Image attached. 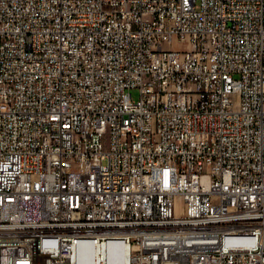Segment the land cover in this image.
<instances>
[{
  "label": "built area",
  "instance_id": "2783aa9c",
  "mask_svg": "<svg viewBox=\"0 0 264 264\" xmlns=\"http://www.w3.org/2000/svg\"><path fill=\"white\" fill-rule=\"evenodd\" d=\"M0 264H264V0H0Z\"/></svg>",
  "mask_w": 264,
  "mask_h": 264
},
{
  "label": "rangeland",
  "instance_id": "374dc122",
  "mask_svg": "<svg viewBox=\"0 0 264 264\" xmlns=\"http://www.w3.org/2000/svg\"><path fill=\"white\" fill-rule=\"evenodd\" d=\"M170 46H173L175 48H180V49H185L186 48V45L185 44H182V43H174ZM131 93V96L134 98V99H137L138 98V91L136 89H133L130 91Z\"/></svg>",
  "mask_w": 264,
  "mask_h": 264
},
{
  "label": "bare ground",
  "instance_id": "6f19581e",
  "mask_svg": "<svg viewBox=\"0 0 264 264\" xmlns=\"http://www.w3.org/2000/svg\"><path fill=\"white\" fill-rule=\"evenodd\" d=\"M112 256V253L110 252V255H109V257H111Z\"/></svg>",
  "mask_w": 264,
  "mask_h": 264
}]
</instances>
